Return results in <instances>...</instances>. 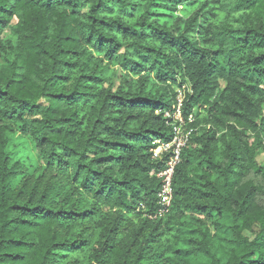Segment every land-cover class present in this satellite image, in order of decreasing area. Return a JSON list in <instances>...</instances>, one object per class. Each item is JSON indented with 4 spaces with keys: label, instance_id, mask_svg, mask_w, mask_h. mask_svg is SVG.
I'll use <instances>...</instances> for the list:
<instances>
[{
    "label": "trees",
    "instance_id": "1",
    "mask_svg": "<svg viewBox=\"0 0 264 264\" xmlns=\"http://www.w3.org/2000/svg\"><path fill=\"white\" fill-rule=\"evenodd\" d=\"M214 1L0 0V264H264V0ZM184 86L209 127L159 217Z\"/></svg>",
    "mask_w": 264,
    "mask_h": 264
},
{
    "label": "built area",
    "instance_id": "2",
    "mask_svg": "<svg viewBox=\"0 0 264 264\" xmlns=\"http://www.w3.org/2000/svg\"><path fill=\"white\" fill-rule=\"evenodd\" d=\"M186 94L178 92L175 99L173 110L165 111L164 117L167 125L171 129V140L167 142L155 141L153 150L154 158L164 160V168L156 175L161 181V189L158 195L159 210L158 216L164 217L170 210L173 189L172 183L184 149L190 143L194 133L193 116L188 119L183 116V107Z\"/></svg>",
    "mask_w": 264,
    "mask_h": 264
},
{
    "label": "rangeland",
    "instance_id": "3",
    "mask_svg": "<svg viewBox=\"0 0 264 264\" xmlns=\"http://www.w3.org/2000/svg\"><path fill=\"white\" fill-rule=\"evenodd\" d=\"M209 1H210V4H214L215 2L214 0H209ZM219 14L221 15V18H223V15L220 12ZM108 76L111 79L112 85L114 86L115 89L121 85L122 83L121 72L118 68H112ZM128 81L129 83L131 82L130 79ZM185 87L186 86H184L181 89L176 88V94L178 92H181L183 94L186 93ZM193 119L195 121L194 117ZM196 121H197L196 128L193 127L194 131H199L203 128L209 127L205 122L204 115H202L201 118L197 119ZM224 146H225L224 141L220 139L219 144H218L219 150L221 151L224 148ZM8 150L12 154L15 160L20 161L21 163L26 165V167L30 170L31 174H39L41 172L42 167L39 161L38 154L35 150L34 144L28 137L23 136L20 132H16L15 134L10 135V144H9ZM257 161L261 166H264V153L260 154ZM191 215H192L191 217L193 218H190L189 220H193V221H203L204 220V217L199 216L198 214H191ZM131 219H134V217H132Z\"/></svg>",
    "mask_w": 264,
    "mask_h": 264
}]
</instances>
